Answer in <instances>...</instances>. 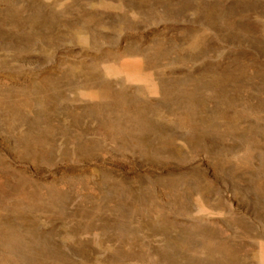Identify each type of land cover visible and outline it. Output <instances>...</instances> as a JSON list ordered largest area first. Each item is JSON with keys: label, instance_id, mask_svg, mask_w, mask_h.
I'll use <instances>...</instances> for the list:
<instances>
[{"label": "rangeland", "instance_id": "obj_1", "mask_svg": "<svg viewBox=\"0 0 264 264\" xmlns=\"http://www.w3.org/2000/svg\"><path fill=\"white\" fill-rule=\"evenodd\" d=\"M0 264H264V0H0Z\"/></svg>", "mask_w": 264, "mask_h": 264}, {"label": "bare ground", "instance_id": "obj_2", "mask_svg": "<svg viewBox=\"0 0 264 264\" xmlns=\"http://www.w3.org/2000/svg\"><path fill=\"white\" fill-rule=\"evenodd\" d=\"M10 236V235H9Z\"/></svg>", "mask_w": 264, "mask_h": 264}]
</instances>
